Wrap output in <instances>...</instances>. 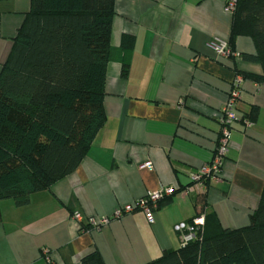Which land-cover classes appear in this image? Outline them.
<instances>
[{
    "label": "crops",
    "instance_id": "crops-1",
    "mask_svg": "<svg viewBox=\"0 0 264 264\" xmlns=\"http://www.w3.org/2000/svg\"><path fill=\"white\" fill-rule=\"evenodd\" d=\"M225 2L114 0L105 124L71 174L32 194L24 207L0 202V264H79L94 252L103 264H148L181 247L174 227L202 212L203 196L222 229L248 225L264 193V85L242 79L222 180H189L212 160L235 77L264 75L261 65L242 58L256 55L248 36L235 39L228 58L209 48L230 38ZM29 10L30 0H0V71ZM126 36L133 39L129 50L122 47ZM253 108L257 118L247 127ZM147 162L151 169L142 167ZM163 187L174 194L152 224L139 210L117 216ZM104 217L101 228L86 226Z\"/></svg>",
    "mask_w": 264,
    "mask_h": 264
},
{
    "label": "trees",
    "instance_id": "trees-1",
    "mask_svg": "<svg viewBox=\"0 0 264 264\" xmlns=\"http://www.w3.org/2000/svg\"><path fill=\"white\" fill-rule=\"evenodd\" d=\"M113 8L114 0H30L0 71V202L24 207L32 194L71 174L104 126ZM232 18L230 51L238 36H248L256 55L242 58L264 69V0H237ZM123 39L129 50L133 39ZM127 67L124 62L123 77ZM242 79L264 85V75ZM257 113L253 108L246 122ZM197 203L204 216L197 240L148 264H264V193L248 225L238 230L222 229L205 211L204 196ZM79 264L103 262L94 252Z\"/></svg>",
    "mask_w": 264,
    "mask_h": 264
},
{
    "label": "built area",
    "instance_id": "built-area-1",
    "mask_svg": "<svg viewBox=\"0 0 264 264\" xmlns=\"http://www.w3.org/2000/svg\"><path fill=\"white\" fill-rule=\"evenodd\" d=\"M237 0H226L225 11L232 13L235 9ZM209 48L218 57L228 58L233 55L230 51L227 43L225 42H211L208 44ZM241 84L242 77L236 76L231 84L228 98L221 110V116L217 120L219 126V137L216 142L215 149L213 151V157L211 162L202 167L196 172L189 174V180L192 184H202L205 180L209 181H221L222 180V164L226 158L230 142H231V126L233 123L238 121V117L235 112L236 103L240 100L241 96ZM246 126L249 127L251 123L245 122ZM142 167L151 169L152 166L149 162L145 163ZM174 194V189L159 188L156 191L148 192L136 201L133 205H128L122 210L117 212V216L122 214H130L135 210L141 211L147 222L152 224L154 222V215L159 210L160 203L171 197ZM74 220L81 223L82 217L79 214H74ZM108 222V218L104 217L101 219L90 218L87 220V227L93 229H99ZM204 225V216L197 214L188 223H179L174 227V230L178 233L181 246H184L190 242L197 240V234Z\"/></svg>",
    "mask_w": 264,
    "mask_h": 264
}]
</instances>
